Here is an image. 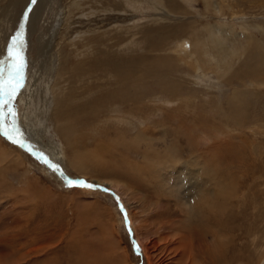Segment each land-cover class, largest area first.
I'll use <instances>...</instances> for the list:
<instances>
[{
  "label": "bare ground",
  "instance_id": "obj_1",
  "mask_svg": "<svg viewBox=\"0 0 264 264\" xmlns=\"http://www.w3.org/2000/svg\"><path fill=\"white\" fill-rule=\"evenodd\" d=\"M22 1L24 4H27V0ZM114 1L116 3L113 5L111 0H109L107 4L108 7L100 6V10H119L123 13L122 17L127 21L130 17H133L132 14L134 12L141 10L144 4L147 3V9L148 5L152 6L151 8L156 12L154 15L157 16L155 19L147 21L146 23H139L138 26L135 25V21L133 25H128L129 19L128 22H126V24L128 23L127 25L124 23V25L118 24L109 26L110 28L105 31L95 29L92 30L93 32L87 33L84 32L85 29L82 32L76 33L74 36H72L73 31H70L69 37L72 36V39L60 42L57 40L59 36L56 40L60 43L57 42L56 44L48 39L49 41L46 42V45L44 44L45 41H42L45 47L39 42L38 59L43 73L42 75H44L43 79H46L48 85L45 97L40 94V100L52 99V101L50 100L51 102L49 101L48 103V105L51 103L50 113H46L42 116L45 120L48 119L56 129L55 132L58 131L61 134V137L65 139V144L68 146H80L82 144L78 138L80 127L76 124L77 119L84 123L81 124V130L86 131V133L97 131L96 133L101 135V141H99L98 147L93 151L90 149L79 151L77 146L69 157L70 163L72 167L81 171L85 176L97 178L99 181H101L102 178L104 181L102 180L101 182L105 184V181H108L111 186H116L117 188L122 187L123 194H127L129 198L132 197L136 189L140 191L139 184H142L144 180L142 177H149L154 179V181L158 180L161 167L165 165V163L178 164L181 162L179 161L181 155H179V150H177V148L181 146V140L179 138H185L186 143L191 146L190 149H194L192 152V164L195 162V164L202 165L201 170L204 168L205 175L208 178L207 181H210L209 183L211 185L208 190L206 189L208 187L204 188L205 194H202V196L197 194L200 200L193 205L192 209L193 212L198 213L197 220H195L191 213L187 211L184 212L182 205L178 201L168 197L161 203V201H159L160 194H154L156 204L152 209V218L146 219V221L141 223L143 235L157 236L158 241L164 243L163 250L165 254L168 253L167 249L169 247L172 249V252L169 253L171 256L169 260L171 259V261L168 264H233L239 254L237 253L234 257H229L228 252L231 249L229 246L231 239L228 240L230 234H228L229 236L225 234V232L229 230L226 226L222 225V220L218 218L219 216H224V214L226 215L223 204H226V201L232 198V196H230L231 193H234V195L236 193V188L233 185L228 186L227 183L222 184L217 180V174L225 172L228 167L225 166L223 162L228 160L226 153L229 149L224 147L225 144L222 143L217 145L220 148L219 151L212 149L210 140L215 137L214 140L217 141L218 135H222L219 127L215 132H205L211 129L214 120L212 118L214 117L221 120L228 128V130H222V133L224 131L227 133L233 128H235V130L237 128H253L251 126H255L256 124L258 130H254V133L264 134V125L260 122L264 118L259 117L261 114H258L259 116L257 114L253 115V113L257 112V101H261V98H264V41L256 36V32L252 31V29H248V32H245L244 25L243 28H241V33H235V35L241 36L240 39H244L242 41V48L230 50L226 47L225 42L231 37L229 33L236 31V29L230 23H219V20L224 12L230 11L232 17H234L235 14H243L244 9L241 11L234 10V6H236L234 2H236V0H220L221 3L218 2L219 7L212 6L215 4V0H203L207 11L211 10V8L214 10L212 13L216 18V22L213 26H211L207 20L206 23H200L197 20L196 12L194 16L191 11L185 10L187 6H190V1ZM49 2H51V0L37 1V5H35L32 10L31 18L27 25L31 32L35 33V31L40 30L39 22L43 16L42 12L48 7ZM98 2L99 0H70L72 4L69 3L67 6L68 19H64L65 23L70 25L69 21L75 16L90 17L92 12H95L90 8ZM157 2L160 6H157ZM248 2L253 5V8L258 7L264 10V0H249ZM98 5H100V3H98L97 6ZM217 9H219V11ZM74 10L75 12L78 10L79 13L71 17ZM142 14L143 13H141V15ZM143 15L140 17L143 18ZM204 17L206 19L207 15L205 14ZM175 19L182 20L180 25L173 27L174 25L168 22L175 21ZM233 19L230 21L231 23L234 22ZM117 20H120V18ZM131 22L132 20L130 23ZM60 23L62 22L60 21ZM57 24L62 26V24ZM67 24L65 26H67ZM156 25L159 26L157 36L153 35V28H155ZM56 27L54 28L56 29ZM82 27H84V25H82ZM100 27L101 26H99V28ZM258 29L259 27L254 28V30L257 31ZM68 32L69 27H67V30L65 29L66 35ZM259 32L264 34L262 30H259ZM61 33L63 34V32ZM187 39L190 40V44L187 43ZM232 39L233 38H231V40ZM146 41L147 46H144ZM232 42L234 41L232 40ZM122 46H124V50H121ZM183 48L186 49L187 52L193 53L194 56L197 54L199 58L195 61L190 60V57H186L187 53L182 52ZM127 52H130L131 55L125 58L124 56L127 55ZM123 53L125 54L123 55ZM92 54H94L93 57ZM99 58L100 60L101 58H103V60L106 59L107 62L104 63L102 61V64L96 62ZM53 59L56 60L57 66L53 64ZM46 61L49 66H46ZM238 62L242 63L236 68ZM179 65L190 74L188 75L189 79H184L181 75L182 70L179 71ZM54 68H57L58 71L54 70ZM200 71L207 76L214 73L222 83L233 88L230 97L227 99L226 106L221 104V109L223 111L218 112V114L212 113L213 110L211 107H216L214 100V102H205L210 105L209 109L205 103H202V105L195 103V100L202 96L200 92L202 90L199 88L203 87L205 91L212 90L213 88L203 83H201L200 86H196V83H198L196 77L199 75ZM53 76L56 77L53 79ZM52 83L53 91L50 92V85ZM91 83L98 84H96L94 89L91 88L93 89L92 91L88 90L90 86L86 89V85H92ZM29 97L36 99L35 90L32 91ZM177 102H182L183 106L180 107ZM170 104H174L172 108L175 109L172 111L176 112L174 115H176L175 118L179 120L180 124L177 128H174L177 138L168 146L169 151L167 150L163 155L159 153L158 150L150 148L154 146L153 143L155 142L156 136L162 133L165 134L167 129L162 126L161 130H158V125H154V121L151 123V118L154 116L153 114L156 115V112L162 109V107L159 109L160 106L164 108V106H170ZM194 108L195 111L193 110ZM196 110L198 113H196ZM208 112L209 114H207ZM36 117L35 121H37ZM166 117L168 118V116ZM91 119L99 120V123L95 126L87 125L88 121ZM132 121H143L142 125H146V127L141 129L136 135L134 133L132 134L131 130L124 132L126 128H123L121 124L132 125V123H135ZM103 123H115L116 126L118 125L115 131V139L107 144H104L105 136L103 134L107 132L108 129ZM99 124H102V127H99ZM136 125L137 124H134V127ZM200 129L205 132L201 131L198 133L197 138H195V132ZM192 133H194V135ZM106 135L108 137V134ZM157 139L159 141V138ZM111 144H113V146ZM142 145H145L147 149L145 150L142 162H137L134 157L136 155L134 150H140ZM213 145L216 146L214 141ZM201 147L204 149H201ZM183 148L184 147H182V149ZM3 149L1 150L0 148V162L7 164L11 162L15 164V156L13 157L6 151L7 149ZM116 151L119 154V156H117L118 159L113 158ZM18 164L19 162L17 160L16 165ZM100 174L102 177H100ZM220 176L222 175L220 174ZM126 179L130 181L131 187L125 185ZM142 190H145L149 194V197L152 194L150 192L153 191L150 185L144 186ZM143 195L145 197L148 196L145 194ZM149 197L145 199L140 197V199L142 198L140 201V214H142V218L140 217V219L144 220L145 215H148L147 212L149 209L146 208V205H148ZM171 197H173V195H171ZM170 208L172 211H169ZM161 209H164L165 212L160 211ZM180 217L186 218L179 223L176 218ZM82 238L85 239V237L79 239V241L81 240V244L79 245V247H82L81 250L79 247L78 249L74 247L75 252L78 253L80 257L82 256L80 261L82 260L83 264L98 263V256L100 253L96 254L97 250L95 248L91 249L95 241H92V245L89 244L91 245L90 248L86 244L87 242L83 241ZM102 238H106L108 241L107 243L106 239L103 240L105 246L103 247L100 245L99 247L105 251L106 248L111 246V241L108 236ZM115 239L116 237L112 234L113 245L117 242V239ZM150 240L152 239L150 238ZM226 240H228L229 243ZM96 241L99 242L97 239ZM155 241L156 242L149 241L150 245H155L154 247H156L157 244L155 243L159 242L157 239ZM79 250L82 252L79 253ZM92 250L95 251L93 252ZM109 252L111 251L109 250ZM56 258L57 257H55V263L59 264V262H61L62 264V259ZM238 260H240V257H238ZM252 261L254 260H251V262L247 264H253Z\"/></svg>",
  "mask_w": 264,
  "mask_h": 264
},
{
  "label": "rangeland",
  "instance_id": "obj_2",
  "mask_svg": "<svg viewBox=\"0 0 264 264\" xmlns=\"http://www.w3.org/2000/svg\"><path fill=\"white\" fill-rule=\"evenodd\" d=\"M186 1H190V6H185L186 11H191L194 16L196 12L197 20L200 23H206L207 20V22L209 21L211 26H213L216 22V18L212 13L214 11L212 8L207 11L203 0H192L193 2L191 0ZM248 1L249 0H236V2H234V5H236L234 6V10L241 11L244 9L243 14H235V16L232 17L231 12L228 11L224 12L223 16L220 17L219 23H230L236 29V31H233L234 33H229L231 37L225 42L226 47L230 50L242 48V41L244 39H240L241 36L239 37L235 35V33H241V28H243L244 25L245 32H248V29H252V31L256 32V36L264 41V34L259 32V30L264 31V10L255 6V8H253V5L249 4ZM108 2L109 0H99L98 3H100V5L97 6L98 3L92 5L90 9L95 12H92L93 16L91 15L88 18L87 16L73 17L79 13L78 10H76V12L74 10L71 16L73 19L69 21L70 25H68L65 23L64 19H68L67 6L70 0H51V2L48 3V7L42 12L43 16L39 22V32L35 31V33H33L27 25L31 18V12L37 3L32 4L31 0H27V4L25 3V5L22 0H0V60L6 59L7 46L11 43L12 38L17 32L20 31L21 24H24V39L26 42L25 54L28 61V71L26 87L17 98L16 107L18 111L17 127L22 134L25 133L27 135L24 136L26 140H28L25 141L28 145L27 148L32 152L35 151L46 155L52 164L58 165L60 170L69 177L71 176L74 179L83 178L86 182H91L96 186L94 189L66 186L63 179H60V177L56 175L47 164L42 162L41 159L35 157L34 154L32 155L28 149L20 148L18 145L13 144L0 135L1 150L3 148V150L7 149L6 151L13 157L15 156V164L11 162L10 164L0 162V264H56L55 257H57L56 259H62V264H83L82 260L80 261L82 256L80 257L74 250V247L78 249L81 244V240L79 241L81 237H85V239L82 238V240L86 241L89 247L92 245V241H95V244L93 242L92 248H90H95L97 250L96 254L100 253L98 256V263L96 264H163V262L164 264H168L171 261V259L169 260V258H171L169 253L172 252V249L169 247L167 249L168 253L165 254L163 250L164 243L161 241L159 242L157 236L154 235L155 238L153 235H143L142 232L143 227L141 223L146 221V219L152 218V209L156 204L154 194H160L159 201H161V203L168 197L178 201L182 205L183 211L191 213L195 220H197L198 213L192 211L193 205L200 200L198 197L199 194L201 196L205 194L204 188L208 187L206 188L208 190L211 185L209 183L210 181H207L208 178L205 175L204 168L201 170L202 165L195 164V162L192 164V152L194 149H190L191 146L186 143L185 138H179L181 140V146L177 148V150L180 151H178V153L181 155L179 157V161L181 162L178 164L165 163V165L161 167L158 180L154 181L152 178L142 177L144 180L142 184H139L140 191L136 189L137 192L134 191L132 197L129 198L127 194H123L122 187L117 188L116 186H111L108 181H105V184L101 182L103 180L102 178L101 181H99L97 178L85 176L81 171L72 167L69 157L78 145H66L65 139L61 137V134L58 131L55 132L56 129L54 126L48 119L45 120L42 116L46 113H50L51 103L49 105L48 103L50 100L52 101V99L40 100V94L45 97L48 85L46 79H43L44 75H42L43 73L38 59L39 42H41L42 45H46V42L49 40H52L54 44L57 42L60 43L61 41L72 39V36L85 29L84 32L87 33H91L93 32L92 30L95 29L105 31L110 28L109 26L126 24L129 19L128 25H133L135 21V25L138 26L139 23H146L147 21L155 19L157 16L154 15L156 12L151 8L152 6L148 5L147 9L146 3L141 10L134 12L132 14L133 17H130L126 21L122 17L123 13L119 10H100V6L108 7ZM218 2L221 3L220 0H215V4L212 6L219 7ZM111 3L114 5L116 2L111 0ZM157 6H160L158 2ZM29 8H31L30 12H28ZM217 10L219 11V9ZM26 12H28L27 21L24 19V14ZM141 13L147 16L142 14L144 17L141 18ZM171 13L175 14L174 12ZM205 14L207 15L206 19L204 17ZM117 17L120 18V20H117ZM232 19L234 22L231 23L230 21H232ZM131 20L132 22L130 23ZM181 20L182 19H175L176 22L170 21L168 23L175 27L176 25H180ZM60 21L62 23H60ZM57 23L62 24V26ZM66 24L67 26H65ZM82 25H84V27H82ZM99 26L101 27L99 28ZM54 27H56V29ZM67 27H69V32L66 35L65 29L67 30ZM257 27H259L258 31L254 30V28ZM158 28V25L153 28V35L157 36ZM70 31H73V35L69 37ZM52 32H56V35ZM61 32H63V34ZM151 37L154 38L153 36ZM231 38H233L232 40L234 42H232ZM42 41H45V43ZM187 43L190 44L189 39H187ZM247 44L249 45L248 42ZM144 46H147V41ZM121 50H124V46H122ZM182 52L187 53L186 57H190V60L195 61L199 58L197 54L194 56L193 53L187 52L184 48ZM124 54L125 53H123V55ZM126 54L127 55L124 56L125 58L131 55L130 52ZM93 55L94 54H92V57ZM102 61L104 63L107 62V60H103V58H101V60L100 58L96 60V62H100V64H102ZM240 63L242 62H238L236 68H238ZM53 64L57 66L56 60H54ZM46 66H49L47 61ZM54 70L58 71L57 68H54ZM181 70V75L184 79H189L188 75L190 74L179 65V71ZM55 77L56 76H53V79ZM196 78L198 82L196 86H200L201 83H203L213 88L207 91L203 90V87L199 88L202 90L200 91L202 96L196 99L195 103L202 105V103L214 100L216 107H211L213 110L212 113L218 114V112L223 111L221 109V104L226 106L227 99L230 97L233 88L222 83L214 73L207 76L200 71ZM91 84L92 85H86V89L90 86L88 90L92 91L97 83ZM52 87L53 83L50 85V92L53 91ZM33 90L36 92V99L29 97ZM203 91L206 94H204ZM261 99V101H257V112L253 113V115L261 114L258 116L264 118V98ZM173 105L174 104H170V106L167 105L168 109L167 106H164V108L160 106L159 109H161V107L162 109L158 110L159 114L156 112L158 117L153 114L154 116L152 115L153 117L151 118V123L154 121L153 124L159 126H157L158 130H161L162 126L167 129L165 134L162 133L156 136L155 142L153 143L154 146L150 148L158 150V152L163 155L167 150L169 151L168 146L177 138L174 128H177L180 124L179 120L175 118L176 115L174 114H176V112L172 111L175 109L172 108ZM178 105L182 107L183 103L179 102ZM205 105H207L209 109L210 105L208 103H205ZM193 110L195 111V108ZM196 113H198L197 110ZM207 114H209V112ZM166 116H168V118ZM35 117L38 122L35 121ZM212 119L214 120L211 129L206 132L201 129L196 131L195 138H197L198 133L201 131L211 133L212 131L215 132L218 130V127L221 131L228 130L221 120L214 117ZM89 121L87 125L90 126H95L99 123V120L95 119ZM132 122L135 123H132V125L121 124L123 128H126L124 132L131 130V133L136 135L141 129L146 127V125H142L143 121ZM260 122L264 125V119ZM76 124L80 127L78 138L82 142L80 145L81 147L78 146L77 149L79 151H84L85 149L95 150L98 147L99 141H101V135L96 133L97 131L86 133V131L81 130V124L84 123L79 119L76 120ZM114 124L115 123L104 124L108 129V131L106 130L107 132L103 134L106 142H104V144L115 139V131L118 125L116 126V124ZM134 124L137 125L134 127ZM10 126L9 123V127ZM99 127H102V124H99ZM251 127L253 128L240 129L236 127V130L233 128L227 133L226 131L223 133L220 131L222 135H218L217 141L214 140L215 137L210 140L212 149L219 151L220 148L217 145L221 143L225 144L224 147L229 149L226 153L228 160L223 162V164L228 167L226 171L223 170L225 172L217 174V180L222 184L227 183L228 186L233 185L236 188V193L235 195L231 193L230 196H232V198H229L226 204H223L226 215L224 214V216H219L218 218L222 220V225L226 226L229 230L225 232L226 235L230 234L228 240L231 239V243L229 244L231 249L228 252L229 257H234L237 253L239 254L238 257H240V260H238L237 257L233 264H247L250 263L251 260H254L252 261L253 264H264V134L254 133V130H258L256 124ZM106 134H108V137ZM192 134L194 135V133ZM157 138H159V141ZM213 141L216 146L213 145ZM111 145L113 146V144ZM182 147H184V150ZM146 149L147 147L142 145L140 150H134L136 153L134 157L137 162H142ZM201 149L204 148L201 147ZM117 151L114 154V159H118L117 156H119V154ZM17 160L19 162L18 165H16ZM220 174L222 176H220ZM100 177H102L101 174ZM125 183L127 187H131L129 180L126 179ZM146 185H150L153 189V191L150 192L152 193L150 197L145 190H142ZM213 185L214 183L212 184V190ZM98 187L101 189H98ZM142 193L148 195L146 197H149L148 205H146V208L149 209L147 212L148 215H145L144 220L140 219L142 216V214H140V201L142 198H146ZM171 195H173V197H171ZM140 197L142 198L140 199ZM121 205L123 211H121ZM160 211L165 212L164 209ZM169 211H172V209L170 208ZM125 215H127V222L125 220ZM185 218L186 217H180L176 218V220L181 223V220ZM129 227L131 231H129ZM112 234L117 239H115L117 242H115L114 245L112 244ZM101 236H108L111 241V246L106 248L105 251L99 248L100 245L103 247L105 246L103 240L106 238L104 239ZM150 238L152 240H150ZM96 239L99 242H97ZM156 239L159 242L155 243L157 244L156 247H154L155 245H150V242H156ZM228 240L226 241L228 242ZM81 248L82 247H79L80 250ZM80 250L79 253L82 252ZM109 250L111 252H109ZM92 251L94 252L95 250ZM161 260L165 261L162 262ZM59 264H61V262H59Z\"/></svg>",
  "mask_w": 264,
  "mask_h": 264
},
{
  "label": "snow or ice",
  "instance_id": "obj_3",
  "mask_svg": "<svg viewBox=\"0 0 264 264\" xmlns=\"http://www.w3.org/2000/svg\"><path fill=\"white\" fill-rule=\"evenodd\" d=\"M31 3L36 4L37 0H31ZM30 11L31 8L28 9V12ZM28 12L24 14L25 21L28 19ZM25 47L24 25L21 24L20 31L17 32L12 38L11 43L7 46L6 59L0 60V135L22 148L26 147V142L23 134L17 127L18 111L16 101L21 91L26 87L28 61ZM39 158L54 172L60 174L61 178L65 180L66 186H78L88 189L96 188L95 185L89 182L69 179L60 171L58 165L52 164L43 154ZM121 211H123L122 205ZM125 220L127 222V215H125ZM129 231H131L130 227Z\"/></svg>",
  "mask_w": 264,
  "mask_h": 264
},
{
  "label": "water",
  "instance_id": "obj_4",
  "mask_svg": "<svg viewBox=\"0 0 264 264\" xmlns=\"http://www.w3.org/2000/svg\"><path fill=\"white\" fill-rule=\"evenodd\" d=\"M24 25V24H23ZM2 136V135H1ZM4 137V136H3ZM17 145V144H16ZM19 147V146H18ZM28 147V145L26 144V147H24L23 149H28V151L30 152V153H32V154H34V156L35 157H38L39 158V154L36 156L35 155V153H33L29 148H27ZM20 148H22V147H20ZM60 178H61V176H60V174L58 173V172H55ZM64 175L66 176V177H68L69 179H73V180H80V179H74V178H72L71 176L69 177L68 175H66L65 173H64ZM62 179V178H61ZM64 181V183L66 184V182H65V180H63ZM81 181H83V180H81ZM72 187H78V186H72ZM80 188H84V187H80Z\"/></svg>",
  "mask_w": 264,
  "mask_h": 264
}]
</instances>
